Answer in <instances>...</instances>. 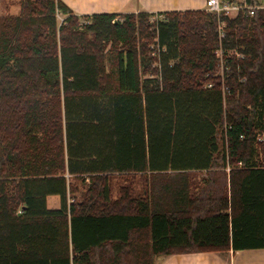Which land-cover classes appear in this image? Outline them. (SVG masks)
<instances>
[{
    "label": "trees",
    "instance_id": "obj_1",
    "mask_svg": "<svg viewBox=\"0 0 264 264\" xmlns=\"http://www.w3.org/2000/svg\"><path fill=\"white\" fill-rule=\"evenodd\" d=\"M158 14L0 15V264L264 247V7Z\"/></svg>",
    "mask_w": 264,
    "mask_h": 264
},
{
    "label": "crops",
    "instance_id": "obj_2",
    "mask_svg": "<svg viewBox=\"0 0 264 264\" xmlns=\"http://www.w3.org/2000/svg\"><path fill=\"white\" fill-rule=\"evenodd\" d=\"M77 15L158 13L205 9L206 0H63ZM264 6V0H258ZM136 187V186H135ZM49 199V198H48ZM155 264H264V247L225 252H186L157 256Z\"/></svg>",
    "mask_w": 264,
    "mask_h": 264
},
{
    "label": "rangeland",
    "instance_id": "obj_3",
    "mask_svg": "<svg viewBox=\"0 0 264 264\" xmlns=\"http://www.w3.org/2000/svg\"><path fill=\"white\" fill-rule=\"evenodd\" d=\"M20 9H21V0H0V15L18 14L20 12ZM118 16L120 17L121 15H118ZM152 22H151V25H152ZM154 26H155L154 24L151 26V30H153V31H154ZM150 49H152V44L150 45ZM149 54H152L151 50H150ZM149 56H152V55H149ZM194 175L195 176H193V177H195V179L193 180V182H195V184L200 183V185H204V182L207 179L208 173L206 171L194 172ZM133 178L135 179V181H132ZM72 181L76 184V187L78 188L79 197H80V195H81L80 193L83 191V189H86L87 186L90 184L89 177H86L85 181H82V179H72ZM109 183L113 189V196L114 197L119 195L118 192L123 187L124 188H131V186H133V187L136 186L135 187L136 191L137 192L141 191V186H140L141 181L139 180L138 174L112 173L109 176ZM91 185H95V184H91ZM59 205H60V199L58 196H50L49 197L48 206L50 208H58Z\"/></svg>",
    "mask_w": 264,
    "mask_h": 264
},
{
    "label": "built area",
    "instance_id": "obj_4",
    "mask_svg": "<svg viewBox=\"0 0 264 264\" xmlns=\"http://www.w3.org/2000/svg\"><path fill=\"white\" fill-rule=\"evenodd\" d=\"M264 7L261 4L257 3H251L249 0H206L205 9L209 12L216 13L219 17L221 15H225L228 17H234L241 12H244L247 15H254L256 13V10ZM158 15L154 14L151 16V20L153 22H156L158 19ZM154 29L156 27L154 26ZM225 23L223 21H220L219 23V33L220 37H224L225 34ZM163 51H166L165 48L162 49ZM153 55H156L160 58V49L157 48V50L152 51Z\"/></svg>",
    "mask_w": 264,
    "mask_h": 264
}]
</instances>
